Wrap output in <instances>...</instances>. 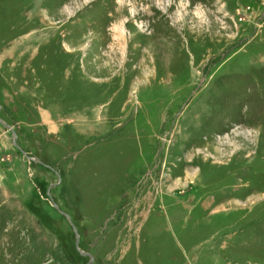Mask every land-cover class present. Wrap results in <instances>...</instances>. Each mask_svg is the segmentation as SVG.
I'll list each match as a JSON object with an SVG mask.
<instances>
[{
	"label": "rangeland",
	"instance_id": "rangeland-1",
	"mask_svg": "<svg viewBox=\"0 0 264 264\" xmlns=\"http://www.w3.org/2000/svg\"><path fill=\"white\" fill-rule=\"evenodd\" d=\"M0 119V264H264V0H0Z\"/></svg>",
	"mask_w": 264,
	"mask_h": 264
},
{
	"label": "water",
	"instance_id": "water-1",
	"mask_svg": "<svg viewBox=\"0 0 264 264\" xmlns=\"http://www.w3.org/2000/svg\"><path fill=\"white\" fill-rule=\"evenodd\" d=\"M0 123H1L2 125H4L6 129H8V130H10V131L12 132V134L14 135V139H15L16 136H15V132H14V130H13L10 126L6 125L1 119H0ZM30 159H32V158H30ZM55 185H57V184H55ZM54 207L58 209V206H57L56 204H54ZM65 216H67V215L65 214ZM74 231H75V233H76L77 238H79V235H78V233H77V231H76L75 228H74ZM76 244H77V245L79 244V240H77ZM78 250H79V248H78ZM80 252H81V254H83L82 251H80ZM85 255H88V254H85ZM89 256H90V255H89ZM90 263H91V262H90ZM90 263H89V264H90Z\"/></svg>",
	"mask_w": 264,
	"mask_h": 264
}]
</instances>
